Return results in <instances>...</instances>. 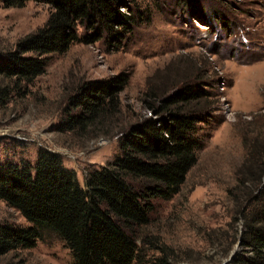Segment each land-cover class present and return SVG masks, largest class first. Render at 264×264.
Wrapping results in <instances>:
<instances>
[{
	"label": "rangeland",
	"instance_id": "1",
	"mask_svg": "<svg viewBox=\"0 0 264 264\" xmlns=\"http://www.w3.org/2000/svg\"><path fill=\"white\" fill-rule=\"evenodd\" d=\"M131 8L137 25L119 49L106 40L74 44L47 56L45 73L29 86L0 77V163L35 166L40 151L58 154L85 188L87 172L100 170L118 152L122 131L154 117L143 103L150 87L172 92L202 80L215 104L212 119L200 125L197 164L176 197L157 201L143 231L173 250V264H227L236 250L243 253L239 176L264 161V0H137ZM50 13L46 4L5 8L0 0V53L43 27ZM120 76L128 78L120 95L122 116L108 133L58 131L83 84ZM0 224L30 226L1 200ZM0 264L74 259L62 241L48 237L0 257Z\"/></svg>",
	"mask_w": 264,
	"mask_h": 264
},
{
	"label": "trees",
	"instance_id": "2",
	"mask_svg": "<svg viewBox=\"0 0 264 264\" xmlns=\"http://www.w3.org/2000/svg\"><path fill=\"white\" fill-rule=\"evenodd\" d=\"M1 1L5 8L35 2L51 10L43 27L0 53V77L17 86L32 85L45 73L47 56L63 54L74 44L106 40L119 49L137 25L131 8L137 0ZM126 5L128 13L121 11ZM127 84L125 76L83 84L70 98L58 131L108 133L121 119L120 95ZM207 87L202 80L172 92L150 87L143 103L154 117L122 131L118 152L100 170L87 172L85 188L58 154L40 151L35 166L0 163V200L30 224H0V257L54 237L71 251L74 264H173V250L143 229L157 201L176 197L197 164L200 125L212 119L215 104ZM257 163L239 176L243 192L235 198L243 253L233 264H264V161Z\"/></svg>",
	"mask_w": 264,
	"mask_h": 264
},
{
	"label": "water",
	"instance_id": "3",
	"mask_svg": "<svg viewBox=\"0 0 264 264\" xmlns=\"http://www.w3.org/2000/svg\"><path fill=\"white\" fill-rule=\"evenodd\" d=\"M240 255V250H236L230 257V260L227 262V264H233L234 260Z\"/></svg>",
	"mask_w": 264,
	"mask_h": 264
}]
</instances>
